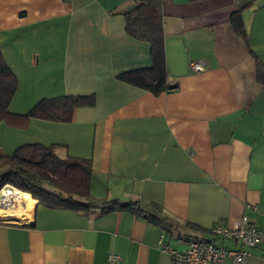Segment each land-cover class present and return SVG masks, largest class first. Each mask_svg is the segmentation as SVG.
<instances>
[{"label":"crops","instance_id":"1","mask_svg":"<svg viewBox=\"0 0 264 264\" xmlns=\"http://www.w3.org/2000/svg\"><path fill=\"white\" fill-rule=\"evenodd\" d=\"M129 6L0 0V50L17 79L9 110L23 114L44 97L95 96L69 122L0 121V148L41 143L88 158L94 198L139 199L172 226L165 231L122 210L50 209L22 192L29 216L15 222L0 214V264H173L161 235L178 251L196 236L238 248L211 227L245 216L264 228V82L257 78L264 0H164V60L176 86L159 93L117 78L151 64L149 43L125 30ZM236 11L245 38L231 26ZM191 61L205 68L195 72ZM249 252L247 264H264L263 246Z\"/></svg>","mask_w":264,"mask_h":264},{"label":"trees","instance_id":"2","mask_svg":"<svg viewBox=\"0 0 264 264\" xmlns=\"http://www.w3.org/2000/svg\"><path fill=\"white\" fill-rule=\"evenodd\" d=\"M163 1L131 0L134 8L122 13L127 33L149 43L151 64L124 71L117 78L153 93L168 92L176 86L168 80L164 60ZM230 23L236 34L245 38L240 11L231 14ZM257 78L264 82V65H259ZM16 88V76L6 64L0 50V121L19 125L31 118L69 122L75 109L93 106L95 103L93 93L44 97L25 113L16 114L9 110ZM58 148V145L47 146L41 143L21 144L10 153H2L0 148V188L10 184L23 193H29L33 199L50 209H67L85 214L93 209H97L99 214L122 210L142 216L165 231L170 230L172 225L168 218L152 209L155 207L152 204L143 203L139 199L94 198L91 191V160L69 154L61 156ZM187 226L198 229L190 223ZM190 239L208 241L197 236Z\"/></svg>","mask_w":264,"mask_h":264},{"label":"built area","instance_id":"3","mask_svg":"<svg viewBox=\"0 0 264 264\" xmlns=\"http://www.w3.org/2000/svg\"><path fill=\"white\" fill-rule=\"evenodd\" d=\"M190 68L199 72L205 67L202 61H191ZM19 190L10 184H5L0 188V210H12L23 203L20 200ZM211 233L223 240L236 243L238 248H227L216 245L212 242L189 239L184 250L178 251L170 248L163 241V236L159 238L160 248L168 253L173 264H221L228 260L229 264H247L250 257V250L264 247V228H257L251 225L247 217L243 216L231 227L215 224L210 229ZM112 258H117L112 256Z\"/></svg>","mask_w":264,"mask_h":264},{"label":"bare ground","instance_id":"4","mask_svg":"<svg viewBox=\"0 0 264 264\" xmlns=\"http://www.w3.org/2000/svg\"><path fill=\"white\" fill-rule=\"evenodd\" d=\"M24 197H26V196L24 195ZM18 208H17V210H14L13 209L12 211H10V210H4L2 214L3 215H10L11 217H14L16 219H24V217H28L29 216V214H28L29 211H27V209L30 208V205H28V207H25L24 209H22V208H19L18 209Z\"/></svg>","mask_w":264,"mask_h":264},{"label":"rangeland","instance_id":"5","mask_svg":"<svg viewBox=\"0 0 264 264\" xmlns=\"http://www.w3.org/2000/svg\"><path fill=\"white\" fill-rule=\"evenodd\" d=\"M19 192H20L19 194H20L21 199H20V200H17V201H18V203H20L21 201H23V203L19 206V208H21L22 205H24L25 203H27V199H22V195H23V194H22V192H21L20 190H19ZM15 208H16V209H15ZM15 208H14V210H17L18 207H15ZM19 208H18V209H19ZM12 210H13V209H12ZM12 210H10V211H12ZM3 211H4V210H3ZM3 211L0 210V214H2ZM2 215H3V214H2ZM5 216L7 217L6 220H10V221H15V222H16V220H15L16 218L11 217L10 215H5ZM18 220H23V219H18Z\"/></svg>","mask_w":264,"mask_h":264},{"label":"water","instance_id":"6","mask_svg":"<svg viewBox=\"0 0 264 264\" xmlns=\"http://www.w3.org/2000/svg\"><path fill=\"white\" fill-rule=\"evenodd\" d=\"M134 8V6H129V7H127L126 9H125V11H131L132 9ZM14 218V217H13Z\"/></svg>","mask_w":264,"mask_h":264}]
</instances>
